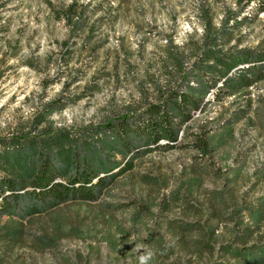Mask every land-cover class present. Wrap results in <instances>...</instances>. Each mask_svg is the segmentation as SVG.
I'll return each instance as SVG.
<instances>
[{
	"label": "rangeland",
	"instance_id": "obj_1",
	"mask_svg": "<svg viewBox=\"0 0 264 264\" xmlns=\"http://www.w3.org/2000/svg\"><path fill=\"white\" fill-rule=\"evenodd\" d=\"M213 83L174 146L116 145L110 122ZM61 137L95 198L3 190L0 264H264V0H0V156L31 169Z\"/></svg>",
	"mask_w": 264,
	"mask_h": 264
},
{
	"label": "trees",
	"instance_id": "obj_2",
	"mask_svg": "<svg viewBox=\"0 0 264 264\" xmlns=\"http://www.w3.org/2000/svg\"><path fill=\"white\" fill-rule=\"evenodd\" d=\"M252 1V0H250ZM72 10L71 5L68 10ZM71 14L68 15L70 17ZM80 23L77 24V27ZM210 54V53H209ZM215 87L213 83L212 86H202L200 91H197L194 87H189L185 92H180L176 94L175 102L178 104L166 105L161 103V101L149 103V105L144 109L143 118L139 119V122H125L119 127L117 132L113 123H109V128L116 133V139L118 140V146H123L130 152V142L128 140V134L143 135L147 140L155 146H159V142L166 139L169 143L167 147H172L178 140V132L173 129L176 124L175 116H180L185 119L190 116L188 108L199 109L200 101L208 95L209 92ZM62 100H55L51 102L47 109V113H39L36 118V127L47 122V116L55 110H61L64 104L61 103ZM175 114V115H174ZM177 114V115H176ZM141 117V116H140ZM130 115L125 117L129 121ZM51 126L48 125L46 128L47 133H51ZM23 137L25 140H31L26 133ZM29 137V138H28ZM14 139L17 137H13ZM19 139V138H18ZM20 140V139H19ZM65 139L63 137L57 139L56 141L46 142V151L50 156H43L39 154L40 161L33 168H27L21 163H16L14 160L8 158V156H0V161L3 162L6 167L7 172L14 175L13 178L8 179L4 177L2 182V191L0 190V198L2 203H0V214L6 209L9 201L7 196L4 195L3 190H10L11 193L16 191L17 187L25 189L28 186L32 187L34 196L45 201L60 202L67 198H79L85 201L93 200L95 198V187L100 184L101 178L97 171H95L92 166L85 164V166H78L75 173H70L68 170L60 169L57 160H54L52 155L58 157V153L65 148ZM115 144H113L112 149ZM107 148V146H106ZM129 154V153H128ZM82 169V170H81ZM58 178H64L67 181H58Z\"/></svg>",
	"mask_w": 264,
	"mask_h": 264
},
{
	"label": "clouds",
	"instance_id": "obj_3",
	"mask_svg": "<svg viewBox=\"0 0 264 264\" xmlns=\"http://www.w3.org/2000/svg\"><path fill=\"white\" fill-rule=\"evenodd\" d=\"M183 28L185 31H191V28L187 24H184ZM181 35H184V33L181 32ZM153 256L154 253L152 251H144L143 254L139 255V264H149V262L153 259Z\"/></svg>",
	"mask_w": 264,
	"mask_h": 264
}]
</instances>
